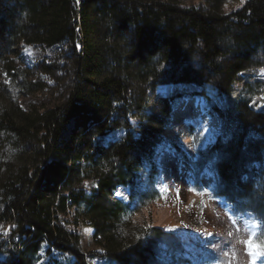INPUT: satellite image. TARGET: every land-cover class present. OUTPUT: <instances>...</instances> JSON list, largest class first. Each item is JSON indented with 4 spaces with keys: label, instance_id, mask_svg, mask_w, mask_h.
Instances as JSON below:
<instances>
[{
    "label": "trees",
    "instance_id": "trees-1",
    "mask_svg": "<svg viewBox=\"0 0 264 264\" xmlns=\"http://www.w3.org/2000/svg\"><path fill=\"white\" fill-rule=\"evenodd\" d=\"M225 1L0 0V67L8 77L0 81V224L10 225L12 248L0 243V264H36L43 245L48 256L68 254L70 264H87V257L157 264L161 230L129 226L128 208L112 191L133 183L143 157L162 140L175 96L152 103L154 89L212 84L226 94L238 74L264 68V0H245L227 14ZM65 39L78 49L68 99L53 109L23 110L18 95L43 83L29 81L10 55L20 42L51 46ZM246 104L235 116V140L223 152L230 157L220 151V183L238 171L243 148L258 154L264 145V112ZM132 117L141 120L138 135ZM70 122L73 129L62 139ZM250 129L258 140L244 136ZM239 179L235 175L234 184L248 189ZM243 195L250 200L254 193ZM83 226L93 230L97 247L87 257L77 250Z\"/></svg>",
    "mask_w": 264,
    "mask_h": 264
},
{
    "label": "rangeland",
    "instance_id": "rangeland-1",
    "mask_svg": "<svg viewBox=\"0 0 264 264\" xmlns=\"http://www.w3.org/2000/svg\"><path fill=\"white\" fill-rule=\"evenodd\" d=\"M177 1L195 6L206 3V0ZM244 2L226 0L222 11L226 14L235 11ZM73 44L75 41L68 39L51 46L19 43L10 60L27 71L29 81L43 83L38 91L18 95L17 102L23 110L33 107L53 109L68 99L77 70L78 49L74 51ZM0 81L8 82L2 67ZM150 95L152 103L162 96H175L170 102L171 110L165 124L171 123L172 132L164 134L163 126L159 132L162 140L153 154L143 157L133 183L113 190L111 197L128 208L123 219L131 227L161 230L162 235L155 237L157 264H250L251 257L244 241L254 237L256 242L264 243V145L260 146L258 154L248 147L240 151L241 164L228 183H220L217 170L220 151L223 153L238 133L235 116L241 103H247L254 112H264V68L238 74L231 91L226 94H220L212 84L203 87L164 84ZM197 98L204 99L203 109L215 125L204 126L199 122L200 114L193 104ZM140 122L137 117L130 119L136 135ZM71 129L72 122L62 131V139L69 137ZM117 133L113 131L108 137ZM247 134L244 136L258 140L259 135L251 129ZM215 145L220 146L218 152L208 153ZM223 155L227 159L230 157L226 153ZM235 175L241 176L243 180L239 179V182L249 188L237 187ZM248 191L254 193L250 200L243 195ZM68 214H72L71 210ZM10 232V225L0 224L2 247L8 245ZM92 232L87 226L79 231L77 250L85 257L88 252L97 250L92 242ZM8 247L12 251L11 245ZM45 249L43 245L36 264H57L56 261L63 264L65 259L66 264L72 262L68 254L51 251L48 256ZM86 262L112 264L111 261L102 262L98 257H87ZM255 264H264V255L257 257Z\"/></svg>",
    "mask_w": 264,
    "mask_h": 264
},
{
    "label": "bare ground",
    "instance_id": "bare-ground-1",
    "mask_svg": "<svg viewBox=\"0 0 264 264\" xmlns=\"http://www.w3.org/2000/svg\"><path fill=\"white\" fill-rule=\"evenodd\" d=\"M76 3V2H75ZM184 104V101L182 102V105ZM193 104L195 106L196 112L200 114V123L204 126L209 125H215L214 122L211 121L210 117L208 116L207 112L203 109L204 99L203 98H197L193 100ZM172 132V125L171 123L164 127L163 133L168 135Z\"/></svg>",
    "mask_w": 264,
    "mask_h": 264
},
{
    "label": "snow or ice",
    "instance_id": "snow-or-ice-1",
    "mask_svg": "<svg viewBox=\"0 0 264 264\" xmlns=\"http://www.w3.org/2000/svg\"><path fill=\"white\" fill-rule=\"evenodd\" d=\"M203 135V133H201ZM248 255L251 257L250 264H255V260L260 255H264V243H258L254 237H249L244 241Z\"/></svg>",
    "mask_w": 264,
    "mask_h": 264
}]
</instances>
